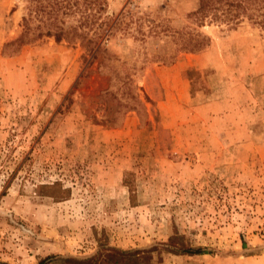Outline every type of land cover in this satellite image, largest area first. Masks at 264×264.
I'll return each instance as SVG.
<instances>
[{"label": "rangeland", "instance_id": "obj_1", "mask_svg": "<svg viewBox=\"0 0 264 264\" xmlns=\"http://www.w3.org/2000/svg\"><path fill=\"white\" fill-rule=\"evenodd\" d=\"M105 2L86 64L0 0V264H264V31L199 24L197 0Z\"/></svg>", "mask_w": 264, "mask_h": 264}, {"label": "trees", "instance_id": "obj_2", "mask_svg": "<svg viewBox=\"0 0 264 264\" xmlns=\"http://www.w3.org/2000/svg\"><path fill=\"white\" fill-rule=\"evenodd\" d=\"M23 2L26 13L21 18L23 30L20 37L30 41L43 35L52 36L57 42L79 40L89 54V58L86 54L83 56L86 64L98 50L99 39L107 35L115 23L105 14V0H23ZM101 13L103 16L100 19ZM190 14L198 18L199 24L208 18L211 21L226 22L233 28L246 19L264 31V0H197V7ZM69 17L74 18V25L67 24ZM33 21L37 22L34 26L30 25ZM204 41L205 38L199 36L195 48L202 47ZM178 249L182 251V248ZM150 251L104 247L87 258L64 257L59 260L61 264H150ZM50 258L54 257L45 256L36 264H42Z\"/></svg>", "mask_w": 264, "mask_h": 264}]
</instances>
